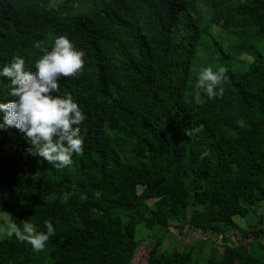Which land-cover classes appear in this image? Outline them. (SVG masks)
Wrapping results in <instances>:
<instances>
[{"label": "trees", "instance_id": "16d2710c", "mask_svg": "<svg viewBox=\"0 0 264 264\" xmlns=\"http://www.w3.org/2000/svg\"><path fill=\"white\" fill-rule=\"evenodd\" d=\"M261 205L264 0H0V264H264Z\"/></svg>", "mask_w": 264, "mask_h": 264}, {"label": "rangeland", "instance_id": "374dc122", "mask_svg": "<svg viewBox=\"0 0 264 264\" xmlns=\"http://www.w3.org/2000/svg\"><path fill=\"white\" fill-rule=\"evenodd\" d=\"M152 202V200L148 201L149 204H151ZM257 214L262 215L264 219V205L258 207ZM256 217H258L256 216V214H249V216L244 219L240 217H234V221L239 227L249 228L251 224L256 220ZM173 221L174 224L171 225L172 227L164 230H160L159 228L154 226L152 230L148 231L144 228L143 224H138L135 229V240L138 241L142 246V251L147 252L149 247L155 243L153 239H157L161 240L162 248L168 250L175 249L178 251H183L190 246L194 248L198 245H202L203 251L199 262L200 264H205L208 257H220L222 253V247H220V243L222 240L220 236H216L215 234H202L199 231L192 229L188 225L181 226V223L176 222L175 220ZM13 229L14 227L9 220L8 212L0 209V239L11 234ZM230 237L232 243H238V234H235L233 236L230 235ZM213 244H215V246H213ZM197 249L198 248H196L195 250ZM210 251L212 254H210ZM194 255L195 254L193 253V256ZM143 258L145 257L137 260V262L141 261Z\"/></svg>", "mask_w": 264, "mask_h": 264}]
</instances>
